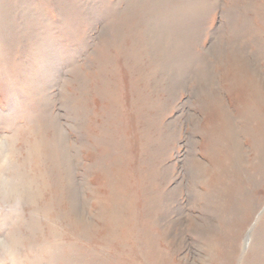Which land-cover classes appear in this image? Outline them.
<instances>
[{
    "label": "rangeland",
    "instance_id": "obj_1",
    "mask_svg": "<svg viewBox=\"0 0 264 264\" xmlns=\"http://www.w3.org/2000/svg\"><path fill=\"white\" fill-rule=\"evenodd\" d=\"M4 125L26 264H264V0H0Z\"/></svg>",
    "mask_w": 264,
    "mask_h": 264
},
{
    "label": "clouds",
    "instance_id": "obj_2",
    "mask_svg": "<svg viewBox=\"0 0 264 264\" xmlns=\"http://www.w3.org/2000/svg\"><path fill=\"white\" fill-rule=\"evenodd\" d=\"M42 192L29 164L23 134L17 126L0 127V264H26L34 252V233L25 209L39 217Z\"/></svg>",
    "mask_w": 264,
    "mask_h": 264
}]
</instances>
